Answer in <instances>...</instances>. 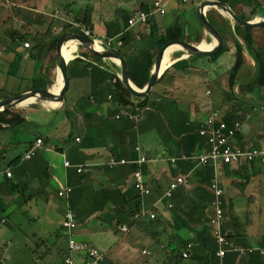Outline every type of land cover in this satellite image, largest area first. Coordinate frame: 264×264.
Returning a JSON list of instances; mask_svg holds the SVG:
<instances>
[{"label":"crops","instance_id":"crops-1","mask_svg":"<svg viewBox=\"0 0 264 264\" xmlns=\"http://www.w3.org/2000/svg\"><path fill=\"white\" fill-rule=\"evenodd\" d=\"M154 1L164 13L153 9ZM59 2L58 27L64 21L72 24L63 32L86 28L100 45L122 48L135 74L139 64L134 59L172 27L181 35L170 39L210 44L206 49L216 45L197 16L195 0H80L77 10L68 0ZM10 4L33 8L34 0ZM213 7L206 8V16L226 37L224 50L190 54L172 44L147 105L120 107L112 95L123 83L120 66L92 59L78 43L67 65L63 100L35 98L14 108L22 120L0 129V264H59L67 252L62 220L68 209L77 222L76 239L104 253L100 264H264V164H201L196 159L207 150L198 128L211 115L236 128L231 138L236 146L264 147V26L245 27ZM231 8L246 20L264 19V0H243ZM146 9L145 23L127 24L131 14ZM15 42L8 55L20 51L25 63L35 62V51L28 53ZM5 47L0 45L1 54ZM160 47H154V58ZM34 66L32 77L38 74ZM39 70L45 80L40 85L56 81L57 63H41ZM36 138L42 144L36 145ZM32 146L35 153L25 157ZM141 156L146 159L139 163ZM110 157L127 163L110 167ZM132 165L141 169L149 193L138 194ZM177 175L186 182L168 195ZM212 181L223 189L224 217L218 225L210 221ZM65 187L71 191L59 195ZM137 212L142 215L135 217ZM216 229L228 243L216 241ZM220 248L223 255L217 254ZM183 251L188 257H182Z\"/></svg>","mask_w":264,"mask_h":264},{"label":"trees","instance_id":"trees-1","mask_svg":"<svg viewBox=\"0 0 264 264\" xmlns=\"http://www.w3.org/2000/svg\"><path fill=\"white\" fill-rule=\"evenodd\" d=\"M7 1L8 0H0V18L5 14L4 20L2 22H0V42H2V41H14L15 42V40H17L18 43L20 42L21 47L25 48L28 51V53L31 52L32 50L35 51L34 52L35 54L33 56L34 61H35L34 62V64H35V66H34L35 70L34 71H36L35 73H38V74L36 76L32 77L33 78L32 79V83H33L32 85L35 87L48 86V84L40 85L45 80L43 78V74L40 73L39 69L41 68V63L43 61V58L45 57L44 56L45 54L48 56V58H50L52 56L51 59H48L49 63H50L48 65H50V67L56 66V55L54 52H55V42H56L57 37L59 35V34L55 33L53 30V27L55 28L56 25L53 24V26L50 27V24H49L48 28H46L45 31H41V30H39V28L43 27L45 25V23L48 21L47 19H49L45 15V13L43 14L39 11H36L35 7L29 8V7H26L23 5L9 4ZM195 1H196L195 3L197 4L201 0H195ZM222 1L229 2L231 7H233L235 3H240L243 0H222ZM248 1L252 2V0H248ZM256 1L259 2L260 0H256ZM144 11H148V9H146ZM137 12L131 14L127 18V24H128V19L132 16H135L137 14ZM148 18H149V15L147 17V20H148ZM242 19L246 20V16L243 15ZM55 20H57V19H54V21ZM77 20L74 22L76 27H81L82 21H77ZM62 23H63V30L69 28L72 25L71 23H66L65 21ZM77 24H78V26H77ZM129 26H131V25H129ZM151 31H152V29H151ZM78 33L85 34L84 31L82 30V28ZM179 35H181V34L177 30V28L173 29V27H172L170 30H168L165 33V35L163 34L161 36V38L152 42L148 49L143 50L140 53L139 58L134 59L135 61H137V64H139V65H137L139 67L138 73L135 75V83L137 86L143 87L149 79L151 69H152V66L154 64V59H155L154 56L152 55V51H153L154 47L158 46V48H159L161 46V44L166 39L179 37ZM154 36H155V34L152 35V37H154ZM154 39H156V38L154 37ZM29 40L33 42L32 46H30V43L28 42ZM24 42H27L29 45L25 46ZM109 47L115 48L123 57L125 56L122 54L123 53L122 48H116V47H114L113 44H109ZM84 53L86 55L90 56L92 59H95L96 61L102 62L101 58L96 57L94 55H91L88 52H84ZM25 54H26V52H25ZM23 59H24V54L22 52L18 51L16 54H14L12 57V60L9 62L8 66H7V69H6L7 74L15 75L16 72L18 71V69L20 67V63ZM76 59L78 60L80 58H76ZM139 60H142V62L138 63ZM129 73L131 74V72H129ZM163 77H164V75H162L159 78L158 83L161 82ZM47 81L49 83L50 80H46V82ZM152 92H153V89L151 90V92L146 97L137 98V97H134L123 84H120L114 88L112 95L114 96L116 102L119 104L120 107H123L126 105H132L133 107H135L137 105L139 107H143V106L148 104L149 98H150V95L152 94ZM0 94L2 95L1 99L8 97L7 93H0ZM21 120H22V116L20 114H18L17 112H15L14 107L7 108L0 114V129L2 128V124L14 125L16 123H19ZM132 166H133L132 172L136 169H139L138 165H132ZM139 170L141 171V169H139ZM135 189L137 190L139 195H142L137 188H135ZM65 193H67V192H64L61 196H63ZM138 194L136 195L137 197H139ZM220 200H221V197H220ZM134 211L135 210L132 209L131 212H129V213L132 214V213H134ZM72 214H73V212H72ZM213 216H214V213L211 216V218ZM203 222H206V218L203 220ZM66 245H67V241H66ZM173 251L175 252V250H173ZM212 251H214V250H212ZM212 251L210 250V253H212Z\"/></svg>","mask_w":264,"mask_h":264},{"label":"built area","instance_id":"built-area-1","mask_svg":"<svg viewBox=\"0 0 264 264\" xmlns=\"http://www.w3.org/2000/svg\"><path fill=\"white\" fill-rule=\"evenodd\" d=\"M153 9L158 10L160 13H164V9L161 6L159 1L153 2ZM149 15V11L140 10L135 16H132L128 19V24L133 25L136 22H145ZM78 26V24H77ZM86 35H89V30L82 28ZM109 42H105V46H109ZM25 46L29 44L24 42ZM109 96H111L109 94ZM118 117V116H117ZM236 132V128L229 125L226 121L216 120L215 115L209 116L204 123L198 128L199 135L205 137L207 150L199 153L196 156V159L201 164H206L208 162H222L224 164H231L236 162H249V163H263L264 164V147H251V148H241L236 146L231 142ZM35 144H42L41 138L35 139ZM35 153V147L32 146L25 154V157H30ZM145 156L139 158V163L145 161ZM174 160V158H172ZM65 165H69V161L66 160ZM127 161L124 158H114L110 157L107 164L110 167L117 166L119 164H125ZM77 171H81V167H77ZM6 176H11L9 170L4 171ZM134 177L135 188L139 190L141 194L149 193V188L143 182V175L139 169H136L132 172ZM186 182V178L183 175L175 176L169 188L167 194L170 195L173 189H175L179 184ZM210 190L214 194V200L212 201V206L214 208V216L210 218L212 224H219L223 220L224 211L221 207L220 196L223 194V189L218 185L217 182L212 181L210 183ZM70 187H65L59 191V194L62 195L64 192H70ZM142 215V213H135V217ZM149 217L153 218L154 213H149ZM62 226L67 232L66 241H67V253L64 255L63 259L59 264H100L104 258V253L100 251L95 246L91 245L88 242L77 240L73 230L77 227V222L72 214V211L68 209L65 213L64 219L62 220ZM122 230H126V226L121 227ZM215 239L219 244H226L228 240L224 237L221 232L216 229ZM191 244H188L190 247ZM225 253L224 248H220L217 251L218 255H223ZM182 257H188V251L182 252ZM82 259V262L79 260ZM38 264H45L44 262H38Z\"/></svg>","mask_w":264,"mask_h":264},{"label":"water","instance_id":"water-1","mask_svg":"<svg viewBox=\"0 0 264 264\" xmlns=\"http://www.w3.org/2000/svg\"><path fill=\"white\" fill-rule=\"evenodd\" d=\"M207 6H215L220 8L225 12L234 22L243 25L245 27L257 28L264 26V19L261 21H249L244 20L232 10L230 5L227 2L221 0H202L196 5V13L204 28L210 32L216 39V45L214 48L206 49L201 48L199 44L176 38L169 39L166 41L159 49L153 68L151 70L149 79L147 83L142 87L138 88L135 83V71H132V66L130 62L123 57L115 48L109 46L100 45L98 40L87 36L85 34L72 33L69 31H64L58 35L55 42L56 50V63L60 72V79L56 80L51 85L45 87H34L30 88L24 92H21L16 95H10L0 100V114L7 108H10L16 104H20L23 101L29 98H43L50 101H62L64 92L69 86V76L67 71V65L70 60V56L66 55L63 52V44L67 38H72L78 40L79 44L84 46L92 55L99 57L103 60H112L120 66L121 69V78L123 85L128 89V91L137 98H144L147 96L152 86L155 84L158 77L162 74L163 69L161 70L162 60L164 52L172 44H179L187 50L190 54H209L217 55L222 52L226 46V37L223 32L214 26L206 17L205 9ZM94 44H99L102 48H95ZM131 72V74L129 73ZM59 86L58 92H54V87Z\"/></svg>","mask_w":264,"mask_h":264},{"label":"rangeland","instance_id":"rangeland-1","mask_svg":"<svg viewBox=\"0 0 264 264\" xmlns=\"http://www.w3.org/2000/svg\"><path fill=\"white\" fill-rule=\"evenodd\" d=\"M11 1L12 0H8L7 2L10 4ZM13 1H18L19 3L22 2V0H13ZM23 1H26V0H23ZM78 1H80V0H68V2L71 4L70 8L74 9V10H77L76 8L79 5ZM114 1H116V0H114ZM81 3H82V0H81ZM32 6L35 7L36 11H39V12H41L43 14L45 13V15L49 18V19H47L48 21L45 23V25L43 27L39 28V30L45 31L46 28H48L49 24H50V27H52L53 24H54V25H56L55 28L53 27V30H54L55 33L60 34V33L63 32V26L62 27H58V24H59L58 22L59 21L58 20L54 21V19L60 18V14H61L59 10H60V6H62V5L59 2V0H49V1L48 0H34V4ZM108 7H109V4H108ZM208 7H213V6H207V8ZM56 10H58L59 13ZM205 11H206V9H205ZM205 15H206V12H205ZM225 16L228 17V15H225ZM4 18H5V14L0 18V22H2L4 20ZM207 19H208V17H207ZM208 20L210 21V19H208ZM210 22L214 26H216L212 21H210ZM72 30L76 31V29L74 27L72 28ZM28 42L30 43V46H32L33 42L30 41V40ZM3 43L6 45V47L4 48V52L2 54L0 53L1 54V56H0V88H1L0 89V93H7V94H11L12 95V94H15L17 92H20L24 87L30 86L32 84L31 77L33 76L32 75L33 74L32 68H33L34 62L32 60H28V62L25 63L22 60L21 63H20V68L18 69L16 74L15 75H7L6 69H7V66H8L9 62L12 60V57L9 56L8 54L11 53V49L13 50V48H16V46H17L16 43L17 42H14V41L13 42L12 41H2V42H0V45L3 44ZM77 49H78V46H77V48H76V50L74 52H76ZM84 49H86V48L84 47ZM86 51L89 54H91L87 49H86ZM54 53L56 55V52H54ZM51 57L50 58L44 57L42 63L44 65L48 66V64H50L48 59H51ZM75 57H76V53H74L73 56L70 57V58H75ZM54 82H52V83H54ZM137 87L138 88H142V87H139V86H137ZM24 103H21V104H24ZM19 107H21L20 104H17L16 106H14V108H19ZM12 222H13V219H12Z\"/></svg>","mask_w":264,"mask_h":264},{"label":"bare ground","instance_id":"bare-ground-1","mask_svg":"<svg viewBox=\"0 0 264 264\" xmlns=\"http://www.w3.org/2000/svg\"><path fill=\"white\" fill-rule=\"evenodd\" d=\"M64 42L65 43L63 44V47H62L63 52L66 55H69L70 57H72L73 51L76 49L77 44L79 43L78 40L72 39V38H67ZM174 46L175 45H171V46L167 47V49L165 50V53H164V56H163V60H162L161 70L164 69L165 66H167V63H168L167 62V60H168V53L170 52L171 48H174ZM199 46L201 48H209L211 45L203 42V43L199 44ZM94 47L97 48V49L98 48H101L99 44H94ZM57 74H58L57 79L59 80L60 79V72H59V70H57ZM58 87L59 86H55L54 87V92H58V90H59ZM33 99L34 98H29V99L23 101L22 103H24V102H30Z\"/></svg>","mask_w":264,"mask_h":264}]
</instances>
